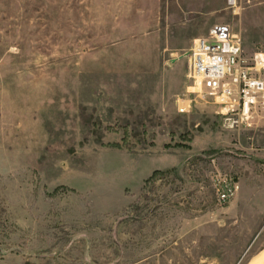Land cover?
Instances as JSON below:
<instances>
[{
	"label": "rangeland",
	"instance_id": "374dc122",
	"mask_svg": "<svg viewBox=\"0 0 264 264\" xmlns=\"http://www.w3.org/2000/svg\"><path fill=\"white\" fill-rule=\"evenodd\" d=\"M219 23L264 51V0H0V264H264V107L187 76Z\"/></svg>",
	"mask_w": 264,
	"mask_h": 264
},
{
	"label": "built area",
	"instance_id": "2783aa9c",
	"mask_svg": "<svg viewBox=\"0 0 264 264\" xmlns=\"http://www.w3.org/2000/svg\"><path fill=\"white\" fill-rule=\"evenodd\" d=\"M188 57L187 76L223 106L227 123L248 120L264 107V51L247 55L230 24H215L207 36L195 38ZM238 188L234 178H227L217 186L218 200L228 202Z\"/></svg>",
	"mask_w": 264,
	"mask_h": 264
}]
</instances>
